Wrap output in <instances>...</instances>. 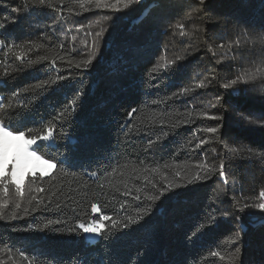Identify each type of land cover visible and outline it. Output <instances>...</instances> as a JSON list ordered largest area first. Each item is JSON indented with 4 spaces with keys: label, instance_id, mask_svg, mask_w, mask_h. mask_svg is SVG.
Segmentation results:
<instances>
[{
    "label": "trees",
    "instance_id": "obj_1",
    "mask_svg": "<svg viewBox=\"0 0 264 264\" xmlns=\"http://www.w3.org/2000/svg\"><path fill=\"white\" fill-rule=\"evenodd\" d=\"M194 4L147 0L98 59L77 67L88 56L62 40L57 23L92 15L89 0H53L54 7L0 0V39L12 46L11 52L0 46V103L12 105L0 118L36 135L54 125L52 146L46 142L38 154L48 160L50 152L57 164L33 179L42 192L15 198L9 186L0 219L3 258L13 264H233L235 254L234 264H264V215L237 207L259 186L245 173L264 179V91L225 89L223 69L195 96L181 67L157 64L162 26L187 9L209 15L206 25L223 21L261 36L264 0ZM43 81L49 83L38 87ZM205 162L217 171L197 167ZM221 162L225 177L218 175ZM197 172L206 178L194 180ZM169 182L179 186L155 202L147 199ZM92 203L101 212L93 213ZM13 210L17 218L8 219ZM100 216L110 219L89 241L80 224Z\"/></svg>",
    "mask_w": 264,
    "mask_h": 264
},
{
    "label": "rangeland",
    "instance_id": "obj_2",
    "mask_svg": "<svg viewBox=\"0 0 264 264\" xmlns=\"http://www.w3.org/2000/svg\"><path fill=\"white\" fill-rule=\"evenodd\" d=\"M146 1L139 0V2L131 4L128 8H124L121 3L118 5L119 11H117L115 8L96 7L95 0H91L89 4L94 6L92 15L72 16L67 21L55 23H57V30L62 40L67 41L74 50L87 54L88 58L90 55H94L95 58L93 60H96L114 33L123 27L125 20L139 12ZM103 2L113 4L116 3V0H102ZM193 2L197 6L199 0H193ZM191 13L193 16L189 17ZM178 17L161 28V41L164 49L158 55L157 64H164L168 60L174 61L173 64L163 69L172 68L175 70L181 67L184 76H187L184 81L187 80V87L190 88V92L194 93L195 96L201 93L200 88H202L197 87V85L201 81H204L205 85H207L216 72L221 73L223 69H226L227 74L221 79L223 82L221 84H225L244 73L247 69L261 65V62L264 61V50L260 43V36L256 33L247 34L248 32L245 30L240 31L239 29L233 31L229 26L230 23L223 21H220L215 26L206 25L211 17L202 15L198 9H187L182 16ZM181 23L184 25L183 30L190 32L191 35H181V29L176 27L177 24ZM101 32L102 35L97 37V33ZM177 57H180V59H177ZM237 87L245 88L247 91L260 95L264 91V77L258 76L255 80L248 83L241 82L233 88ZM208 99L210 100L211 98ZM31 150L35 151L33 146ZM36 165L44 169V175L49 174L53 169L42 161L35 160L30 161L29 167ZM245 175L250 182H253V184L257 183L259 186L256 187L255 193L248 195L247 203L243 200L240 203L241 205H237V207L242 210L245 208L254 215H264V210L253 206L255 203L260 202L259 192L264 189V179L255 177L254 173L252 175L247 172ZM39 177H41L39 171H37L35 177L30 174L25 175L23 197L35 190L34 184L31 190H29L28 185L34 178ZM227 189H220V195H223ZM2 198L3 193L2 189H0V199ZM15 198L20 197L16 196ZM104 221L101 220L96 226L101 229ZM83 233L84 237L89 241H94L98 237L97 234H99L97 232L84 231ZM0 264L13 263L0 255Z\"/></svg>",
    "mask_w": 264,
    "mask_h": 264
},
{
    "label": "snow or ice",
    "instance_id": "obj_3",
    "mask_svg": "<svg viewBox=\"0 0 264 264\" xmlns=\"http://www.w3.org/2000/svg\"><path fill=\"white\" fill-rule=\"evenodd\" d=\"M25 4H31V5H39V6H48V7H54L53 0H24ZM60 2H63V0H60ZM91 2V0H89ZM139 0H116V3L109 4L106 2L102 3V0H95L96 7H105V8H115L117 11H119L118 5L121 3L123 4L124 8H128L131 4L137 3ZM205 0H199L200 4H203ZM81 7H83V4H80ZM2 27V25H0ZM177 28L181 29V35H191L190 32H185L184 25L177 24ZM102 35L101 33H97V37ZM260 42L264 43V34H262L260 37ZM239 43V41H237ZM0 46L8 47V50L12 51V46H9L6 44V41L3 39H0ZM36 47H40V45H35ZM95 46V45H94ZM28 51H31V49H28ZM18 57H23L24 52H18L16 53ZM95 58L94 55H90L89 58L81 63H78L77 67H87L91 61ZM47 56L40 57V60H47ZM177 59H180V57H177ZM38 61H31V63H37ZM52 63H56V58L52 59ZM174 61L168 60L166 63L161 64L160 68H167L169 65L173 64ZM258 76L264 77V61L261 62V65H256L252 68L247 69L244 73H241V75L237 76L235 79H232L230 82L225 83L223 87L225 89H231L235 85L244 82L248 83L250 81L255 80ZM58 79H63V77H59ZM56 81L53 80L51 83H55ZM49 81H43L41 85H38V87L43 86L44 84H48ZM204 81H201L197 87H205ZM184 92L189 91L188 89H184ZM217 101H219V97L217 98ZM11 104H3L0 103V110H4L7 108H11ZM136 110L133 109V112ZM131 114V113H130ZM54 125L48 126L46 128V131L43 133L36 135L33 133L32 129H27L26 131H21L16 125H13L12 123L6 121L3 118H0V189H2L3 193V199H0V219L5 218V209L9 205V186L14 185L15 186V193L18 197L22 198L24 195V177L26 174H30L31 176L35 177L37 171L40 172L41 178L45 174L43 168H39V165H36L34 167H29L30 161H42L44 164H47L49 168H56L57 164L53 161L56 160L55 156H52L51 153H45L50 157V159L45 160L42 155H38L39 152L43 151V148L45 147L46 142H49L47 146L51 147V141L54 140ZM208 132L215 133L217 131L216 128H209L207 129ZM27 132V137H26ZM14 138V139H10ZM39 141V143H38ZM32 146H35L36 150L32 151ZM60 163H63V161H60ZM10 165V167H9ZM200 169L205 170V172H215L217 169L213 166H209L207 162L199 164L197 166ZM116 170L113 169V172ZM147 171V169H145ZM153 171H157L156 169H153ZM105 175H110L106 173ZM179 175V173H177ZM218 175L221 177L226 176L225 172V164L224 162H221L219 164V170ZM205 175H201L199 172H197L193 179L194 180H202L205 179ZM145 179L147 180V176H145ZM191 182V181H189ZM35 183L33 180L29 183L28 187L29 190H31L32 185ZM179 185L175 183L169 182L167 184V187H161L158 191V195H147V199L149 201L155 202L156 200H159L161 196H163L166 192H168L172 188H176ZM103 187V185H101ZM35 191L42 192L44 191L43 188L36 187ZM137 191H140V189H137ZM128 192H125V195H127ZM32 199H36L35 196L32 197ZM136 199L139 200L140 197L136 196ZM259 203H255L253 206L256 208H260L264 210V189H261L259 192ZM14 208L18 209L21 207L20 203L17 201H13ZM91 210L93 213H99L101 212V206L97 203L91 204ZM25 214H27V210H25ZM8 219H16V212L13 210V212L10 215H7ZM141 217L137 216L136 219L139 220ZM110 219V217L107 216H101L99 220H93L88 224L81 223L80 228L83 229L84 232H97L99 233L101 231L100 227H97L96 225L100 223L101 220H107ZM129 223H133L131 217H128ZM116 221H113V225H116ZM46 228L47 225H44ZM127 227V225H125ZM239 234L237 233V238ZM239 250L237 249V252ZM23 255V253H21ZM212 255H220L219 253H213ZM229 259L233 262H235V254H231L229 256Z\"/></svg>",
    "mask_w": 264,
    "mask_h": 264
}]
</instances>
